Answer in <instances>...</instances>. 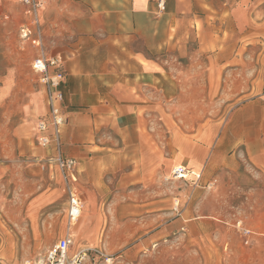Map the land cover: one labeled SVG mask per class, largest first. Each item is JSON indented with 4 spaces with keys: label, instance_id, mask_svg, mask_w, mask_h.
Wrapping results in <instances>:
<instances>
[{
    "label": "rangeland",
    "instance_id": "1",
    "mask_svg": "<svg viewBox=\"0 0 264 264\" xmlns=\"http://www.w3.org/2000/svg\"><path fill=\"white\" fill-rule=\"evenodd\" d=\"M250 5L252 18L258 13L259 18L254 17V22L244 27L224 30L223 44L207 53L222 55V67L217 66L216 75L209 72L213 68L203 59L209 69L207 75L191 74L190 79L183 76L184 83L177 70L190 63L198 69L199 63L188 62L185 57L174 60L169 65L175 67H171L175 78L159 80L155 95L159 111L147 116L151 120L148 130L155 135L164 158L172 147L177 154L184 151L185 160L203 155L201 183H212L210 188L164 180L172 167L159 169L150 185L158 189V199H170V205L161 212L166 213L165 220L186 215L212 216L220 221L218 264H264V0H252ZM26 23L20 0H0V264H23L43 256L66 228L67 195L42 168L43 151L36 141L35 126L42 114L35 115L34 96H39L43 87L31 68L37 49L19 36L20 27ZM43 45L47 51L44 28ZM197 49L191 44L180 52L194 55ZM205 70L201 68L202 74ZM43 98L45 101L44 91ZM112 138L111 142L120 146L115 136ZM190 165L199 167L194 159H190ZM150 185L141 182L120 187L112 178L106 204V256L111 260L106 264H146L145 258L142 262L134 260L135 242L140 240L137 237L164 224L143 220L142 211L135 206L153 192ZM94 224L98 229L96 248L103 249L104 222ZM241 228L250 231L247 244ZM167 239L174 240V234L161 240ZM81 242L75 237L74 248H80ZM194 247L199 250L198 244ZM149 252L156 253V247L138 251ZM126 253H130L128 260ZM196 254L200 262V253ZM103 263L100 257L88 264Z\"/></svg>",
    "mask_w": 264,
    "mask_h": 264
},
{
    "label": "crops",
    "instance_id": "2",
    "mask_svg": "<svg viewBox=\"0 0 264 264\" xmlns=\"http://www.w3.org/2000/svg\"><path fill=\"white\" fill-rule=\"evenodd\" d=\"M43 1L44 43L47 53L61 60L60 71L65 75L61 86L62 111L66 118L63 151L65 156L77 161L73 186L84 205L81 224L73 230L70 253L95 248L98 229L94 222L102 221L101 251L106 255V204L113 177L118 186L124 187L141 182L150 185V181L154 184L162 168L168 170L181 165L201 172L203 155L185 160L184 151L177 154L172 147L170 155L164 158L155 135L148 130L149 112L159 111L158 101H155L159 80L175 78V67L169 63L179 62L183 57L188 62L199 63L198 69L190 63L177 70L182 77L190 79L191 74L207 75V60L213 68L209 72H214L215 76L217 66L223 62L222 55L207 56V53L223 44L224 30L244 27L249 21L254 22V17L259 18V13L252 18V0H233V4L231 0L226 3L223 0H167L164 11L158 9V0ZM191 44L197 46V53L182 55L180 51ZM201 68L206 69L205 74ZM173 86L180 88L175 83ZM34 101L35 115H45L43 91L34 96ZM114 136L120 146L111 142ZM42 151L44 159L49 151ZM190 159L198 162L197 169L190 165ZM129 164L134 165L123 172ZM46 172L61 184L64 192L58 171ZM187 182L193 185L192 178ZM153 184L148 187L153 192L146 195L145 202L135 206L142 211L143 220L164 224L159 223L137 237L140 240L135 242L134 260L142 262L145 258L146 264H218L220 221L212 216L186 215L165 220L166 213L161 212L170 205V199H158V189ZM168 229L172 232H166ZM170 234H174V240H161ZM197 236L199 240L193 242ZM75 237L82 241L77 249L74 248ZM195 244L199 250L192 248ZM151 245L156 247V253H138ZM165 249L168 253H164ZM197 252L200 262H197ZM129 254H125V259L130 258ZM95 259L100 258L93 257L85 264Z\"/></svg>",
    "mask_w": 264,
    "mask_h": 264
},
{
    "label": "built area",
    "instance_id": "3",
    "mask_svg": "<svg viewBox=\"0 0 264 264\" xmlns=\"http://www.w3.org/2000/svg\"><path fill=\"white\" fill-rule=\"evenodd\" d=\"M20 2L24 6L27 23L20 27L19 36L23 42L30 43L37 49V55L31 63V68L39 77L38 81L43 87L45 97L46 113L36 123L38 145L49 151L48 155L42 159V168L52 173L54 170L58 171L67 195L66 228L63 235L43 256L35 260H26L23 264H85L93 257H103L106 264L111 259L96 247L70 253V248L74 243L73 230L82 215L84 205L79 192L73 186L76 182L74 174L77 161L75 158L65 156L63 151L62 132L66 118L62 111L63 94L61 86L65 82V75L60 71L61 60L50 56L44 49L41 14L44 9V1L20 0ZM158 9L160 11L165 9L164 0L158 1ZM190 178L193 179L194 186H202V188L212 186V183L202 185V172H196L181 165L173 167L164 180L187 182ZM174 204V210H176L178 203ZM240 234L247 244L250 231L241 228Z\"/></svg>",
    "mask_w": 264,
    "mask_h": 264
}]
</instances>
